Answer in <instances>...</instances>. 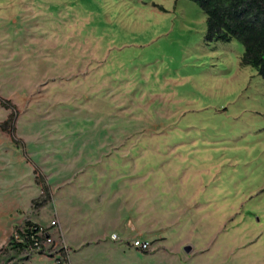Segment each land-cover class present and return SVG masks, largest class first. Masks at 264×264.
<instances>
[{"label": "rangeland", "instance_id": "rangeland-1", "mask_svg": "<svg viewBox=\"0 0 264 264\" xmlns=\"http://www.w3.org/2000/svg\"><path fill=\"white\" fill-rule=\"evenodd\" d=\"M205 21L190 0H0V264H264V84ZM27 222L42 252L11 245Z\"/></svg>", "mask_w": 264, "mask_h": 264}, {"label": "trees", "instance_id": "trees-1", "mask_svg": "<svg viewBox=\"0 0 264 264\" xmlns=\"http://www.w3.org/2000/svg\"><path fill=\"white\" fill-rule=\"evenodd\" d=\"M197 4L206 19L207 42L227 43L236 40L243 46L240 58L241 66L255 69L264 84V0H190ZM6 101H0V105L6 106ZM12 108V113L7 120L0 125L3 132L14 136V119L16 111ZM35 180L41 185L40 196L33 200V208H39L51 200V191L39 170H34ZM39 227L29 222L25 224L24 230H15L19 236L17 242L10 240L16 248H28L33 242L30 236H34L39 242L46 240L48 235L46 230L39 234ZM42 252V251H38Z\"/></svg>", "mask_w": 264, "mask_h": 264}, {"label": "built area", "instance_id": "built-area-1", "mask_svg": "<svg viewBox=\"0 0 264 264\" xmlns=\"http://www.w3.org/2000/svg\"><path fill=\"white\" fill-rule=\"evenodd\" d=\"M42 230L43 229H41V228L39 229V234L37 236L42 234ZM45 237L47 238V235H45ZM14 238L18 240L19 236H17L15 233ZM30 238H31L33 243L31 245H29L28 249H30L32 251H41V249H42L41 246H42L43 242H39L38 239H36L34 236H30ZM110 238L112 241H116V240L119 241V237L115 234L111 235ZM123 242H125V244L127 246L129 245L131 248H133L137 251H140V252H147L150 249V243L147 241L134 239V240H129V241L124 240Z\"/></svg>", "mask_w": 264, "mask_h": 264}, {"label": "crops", "instance_id": "crops-1", "mask_svg": "<svg viewBox=\"0 0 264 264\" xmlns=\"http://www.w3.org/2000/svg\"><path fill=\"white\" fill-rule=\"evenodd\" d=\"M133 178L131 179V180H134V178L137 176V177H139L138 175H137V173L135 172V171H133ZM136 177V178H137ZM138 179H142V178H138ZM66 184H69L68 182H63L62 183V185H57L55 188H53V190L54 191H56V192H58L61 188H63V186L64 185H66ZM53 194V193H52ZM56 225H57V227L60 229L61 227V225H60V221H59V219L58 218H56ZM130 227H131V231H134V227H132L131 225H130ZM112 234H116V233H112ZM137 236H135V237H132V238H135V239H140V240H142V241H146L147 239H145L144 237H143V233H141L140 231L139 232H137V234H136ZM158 237V239H163L161 236H157ZM122 238V237H121ZM122 239H124V240H127V239H129V238H122ZM123 240V241H124ZM148 241V240H147ZM85 244V243H84ZM88 245H90V243H86L85 245H83V247L84 246H88ZM126 245V244H125Z\"/></svg>", "mask_w": 264, "mask_h": 264}, {"label": "water", "instance_id": "water-1", "mask_svg": "<svg viewBox=\"0 0 264 264\" xmlns=\"http://www.w3.org/2000/svg\"><path fill=\"white\" fill-rule=\"evenodd\" d=\"M185 249H186V251H187V252H189V251H190V248H189V247H187V248H185Z\"/></svg>", "mask_w": 264, "mask_h": 264}]
</instances>
